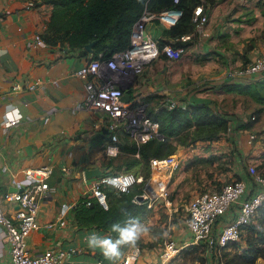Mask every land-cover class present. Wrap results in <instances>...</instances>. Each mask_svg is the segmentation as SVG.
<instances>
[{
  "label": "crops",
  "instance_id": "1",
  "mask_svg": "<svg viewBox=\"0 0 264 264\" xmlns=\"http://www.w3.org/2000/svg\"><path fill=\"white\" fill-rule=\"evenodd\" d=\"M34 1L28 7L27 0H0V191L21 189L31 181L29 169L52 165L53 170L47 177L52 188L40 197L37 213L40 225L27 236L30 251L40 253L50 247L74 245L78 249L67 256L72 264H105L97 256L99 251L94 253L88 249L85 237L92 232L106 235L108 231L78 223L73 208L66 205L89 196V184L97 175L87 174V168L100 167L103 172L123 170L127 165L117 161L119 153L127 152L139 158L140 155L138 150H124L120 146L115 153L106 152L109 139L106 115L78 106L85 92L86 78L73 73V69L82 65L90 52L81 54L79 48L67 44L27 43L36 32L43 34L51 14V2ZM203 7L208 15L204 29L189 32L183 53L178 58L160 53L141 69L138 81L128 87L132 96L139 99L153 94L160 102L167 97L181 103L208 101L216 109L226 111L229 123L234 125L238 118L251 120L249 115L261 104L247 93L227 90L224 83L230 79L251 80L230 78L227 70L230 65L241 64L264 52V0H203ZM169 25L166 17L146 23L150 35L163 38ZM10 105L22 116L18 123L9 122L16 117L9 110ZM46 113L49 118L44 121ZM126 131L121 128L119 137L128 135ZM251 133L255 134L253 138ZM206 144L227 149L225 164L230 167L224 172L232 178L245 177L248 162H255L264 170V105L259 118L249 126H235L230 133L198 139L191 145L178 144L175 152L181 170L173 173L174 169L162 166L159 171L167 168V176L162 185L158 178L149 182L151 187L156 191L163 187L168 191L175 189L176 181L187 172V163L195 159L204 171L203 164L214 160L209 154L215 151L206 148ZM152 158L149 159L151 170H158L163 161ZM205 174L201 173L203 181L199 187L211 189L221 183L212 182ZM192 191L191 197L201 189ZM159 199L148 198L151 217L158 213ZM160 204L166 210L174 202ZM4 207L8 212L13 210L12 203L5 202ZM62 210H66L64 223L45 225ZM229 217L231 213L220 218L217 225ZM153 236L150 231L143 239ZM190 236L183 218L171 237L182 241ZM0 241V263H5L9 261V249L1 225ZM263 263L259 259L258 264Z\"/></svg>",
  "mask_w": 264,
  "mask_h": 264
},
{
  "label": "built area",
  "instance_id": "2",
  "mask_svg": "<svg viewBox=\"0 0 264 264\" xmlns=\"http://www.w3.org/2000/svg\"><path fill=\"white\" fill-rule=\"evenodd\" d=\"M172 3L178 0H171ZM35 4L34 0H27L26 6ZM180 9L174 5L159 11L145 8L134 21L129 37L128 45L112 52L106 60L87 58L82 65L73 69V73L84 76L85 92L78 103L79 107H86L102 112L107 117L109 139L105 144L108 153H115L118 148V136L121 128H125L129 134L138 141H146L150 138L163 139L164 135L159 129L158 122L147 115L145 103L139 97L132 96L129 99L122 98L124 88L133 84L131 75L140 71L152 59L160 53L168 57L178 58L185 48L182 45H173L170 42L160 45V37L148 33L146 23L155 18H167L172 23L180 14ZM195 25L193 32H201L204 29L208 15L199 2L193 8ZM189 33L180 37L186 38ZM29 45H45L41 33L36 32ZM230 78L256 79L264 77V52L241 64L230 65L227 70ZM31 84V86H33ZM179 102L174 97H167L163 104L171 107ZM251 114V118H254ZM16 117H12L9 122ZM49 114L43 115L47 121ZM235 125L228 124L226 134L234 129ZM254 133L250 134L253 138ZM169 169H175L179 165V157L176 152L166 154L161 158ZM53 170L52 165H43L35 169H29L27 173L31 177L29 184L21 189L0 191V225L1 233L8 243L9 261L0 264H72L67 259L68 254L78 248L57 246L45 249L40 253H32L28 247L27 236L33 228L39 227L37 213L40 197L47 189L52 188L47 177ZM149 179V178H148ZM145 181L141 192L132 196L134 201L140 202L144 198H161L168 194L167 187L154 190L149 180ZM143 180V174L132 170L105 171L94 177L89 184V196L86 200L91 203L89 197H93L98 203L107 207V186L114 187L117 191H128L130 187ZM12 203V212H8L4 203ZM264 203V170L255 162L246 165V176L232 179L220 186L204 189L192 196L185 204V226L190 232V238L179 241L171 236L167 237L159 249V262L165 264L172 260L182 248L193 242H199L210 250L212 247H221L230 241L241 237L244 225L254 222L258 215L259 207ZM75 203H67L71 208ZM66 209V208H64ZM45 223L47 226L59 222L64 223V213ZM227 213L231 217L224 218L221 225H217L220 218ZM1 245V241H0ZM216 249V248H215ZM218 249V248H217ZM142 248L138 245L135 249H126L120 260V264H142Z\"/></svg>",
  "mask_w": 264,
  "mask_h": 264
},
{
  "label": "trees",
  "instance_id": "3",
  "mask_svg": "<svg viewBox=\"0 0 264 264\" xmlns=\"http://www.w3.org/2000/svg\"><path fill=\"white\" fill-rule=\"evenodd\" d=\"M46 1L52 3V8L45 30L41 34L45 42L79 48L81 54L90 52L88 58L98 60H106L113 51L128 45L132 25L145 8L159 11L174 5L180 9L179 16L165 30L167 36L160 37V45L170 42L186 48L188 38L184 39L180 36L193 31L196 20L193 8L197 3H203V0H178L175 3L171 0ZM91 40L94 42L89 51L84 45ZM224 86L227 90L247 93L261 104L251 113L254 114V118H251V114L249 115L251 120L244 121L238 118L235 121L236 127L249 126L259 118L264 105V77L251 80L230 79L225 81ZM127 91L132 97L130 87ZM155 97L153 94H148L141 96L140 101L149 103L146 113L158 122L164 138H150L142 142L139 148L132 145V141L120 142L121 149L138 150L140 155V158L135 155H130L126 160L121 158L119 162L122 161L127 165L123 170H130V166L135 163H143L145 171L143 173L140 171L143 180L134 183L128 191H117L114 187L107 186V207L98 203L93 197H89L91 203L86 202L87 197L79 200L72 207L78 223L94 225L108 231L112 223L123 222L126 219L125 213L144 221L151 209L148 198L137 202L132 196L141 192L151 174L150 156L161 158L175 152L178 144L191 145L198 139H213L226 134L230 116L226 111L213 107L210 102L186 101L169 107L163 104L165 98L160 102ZM152 99H155L153 104L150 103ZM105 208L108 210L106 211ZM244 237L245 243L242 244L239 241ZM153 244V241L141 240L138 245L144 248ZM187 250L189 249H183V251ZM204 250L213 264H258L259 259L264 261V203L259 207L257 221L244 225L238 240L230 241L221 247H212L210 250L204 247ZM97 256L108 264L100 252Z\"/></svg>",
  "mask_w": 264,
  "mask_h": 264
},
{
  "label": "rangeland",
  "instance_id": "4",
  "mask_svg": "<svg viewBox=\"0 0 264 264\" xmlns=\"http://www.w3.org/2000/svg\"><path fill=\"white\" fill-rule=\"evenodd\" d=\"M142 70L138 72L135 71L133 75H131L132 76L131 79L133 80V83L138 81L140 75L142 74L141 72ZM154 101L155 99H152L150 103L153 104ZM144 103L147 112L149 103L147 102ZM127 133L130 137L128 135L126 136V134L122 137L118 136L119 146H120V142L124 143L127 141L128 142L132 141V145L139 148L142 142H144V141H138L135 138H133L128 131ZM206 145H207L206 148L215 149V151H211V153L209 154V157H212L214 160H208L207 163L203 164L204 167H202V169H205L204 171L199 169L201 166L198 165L196 159L187 163V172L176 181L175 189L169 191L166 197H161L157 202L158 213L151 217L150 216L152 214L151 209L148 211L147 220H144V222L151 225V232H153L154 236L151 239L150 238H147L146 240L143 239V241H153L154 244L151 246H144V248H142V253H141L142 264H154L155 262L156 263L159 262L158 260L159 249L163 244L164 240L167 237L171 236L175 228H177L178 225L181 224L184 215L186 213L185 203L191 197V194L193 192L192 190L206 189L204 187H199L201 185L200 182L203 181L202 179L203 175H201L202 172H205L206 174L204 176H207L209 179L211 178V181L214 183H217V181H221V183L218 184L217 186H220L222 183L235 179L224 172L227 169V167H230L225 164V161L227 159V155H225L227 153V149L225 150L221 149L219 146L216 145H214L213 147H210L208 144ZM121 154L122 155H119L117 161L121 160V158H123L122 160H126L130 158L129 157L130 154H128L127 152H123ZM162 166L165 168L166 164L162 162L161 165L157 166L158 170L157 169L155 171L151 170V174L148 177L149 178L148 180L150 182H153L156 180V178H158L160 180V184L162 185L164 177L167 176L166 173L167 168L159 171V168H161ZM189 166L192 167L188 168ZM130 170L134 172L141 171L143 173L145 171V165L143 163H135L130 167ZM176 170H181L180 164L173 170V173H176L175 172ZM113 171H121V169L113 170ZM219 176L223 177L224 179L222 178L223 180H221ZM195 181L197 182V184L194 183ZM177 187L180 188L176 189ZM169 200L172 201V204L174 202L173 207L165 210L164 207L166 206L161 205L160 203ZM256 221H257V216L255 217L254 222ZM239 242H242V244H244L245 237L243 239L241 238ZM183 249H189V250L183 251ZM165 264H213V262L210 260V258L208 259L207 253L205 252L202 244H200L199 242H193L182 248L180 252L172 260H170Z\"/></svg>",
  "mask_w": 264,
  "mask_h": 264
},
{
  "label": "clouds",
  "instance_id": "5",
  "mask_svg": "<svg viewBox=\"0 0 264 264\" xmlns=\"http://www.w3.org/2000/svg\"><path fill=\"white\" fill-rule=\"evenodd\" d=\"M9 110L16 113L13 124L18 123L22 116L14 106ZM107 211L108 209L105 208ZM123 222H114L108 229V234L101 235L92 232L85 237V243L91 252L99 251L108 264H120L125 249H135L139 242L151 231V225L142 221L137 216L125 213Z\"/></svg>",
  "mask_w": 264,
  "mask_h": 264
},
{
  "label": "water",
  "instance_id": "6",
  "mask_svg": "<svg viewBox=\"0 0 264 264\" xmlns=\"http://www.w3.org/2000/svg\"><path fill=\"white\" fill-rule=\"evenodd\" d=\"M94 42V40H91V41H88L87 43H85L84 47L87 49V50H91L92 48V43ZM130 97V94L128 91H124L123 94H122V98L124 99H129ZM87 174L89 175H100L103 171L100 167H92V168H87L86 171H85Z\"/></svg>",
  "mask_w": 264,
  "mask_h": 264
}]
</instances>
